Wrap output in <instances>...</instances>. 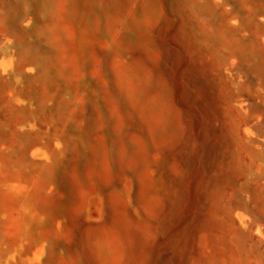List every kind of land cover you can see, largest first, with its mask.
<instances>
[{
	"label": "rangeland",
	"instance_id": "1",
	"mask_svg": "<svg viewBox=\"0 0 264 264\" xmlns=\"http://www.w3.org/2000/svg\"><path fill=\"white\" fill-rule=\"evenodd\" d=\"M149 1L153 5L152 11L155 12L153 24L145 29L139 28L134 14L131 16L133 23L127 27L122 24L120 17L115 20L114 27L119 32L117 41L120 40L119 49L126 66L129 67L130 79L144 83L150 89L162 80L170 93L166 102L173 105L171 98H175L181 115L178 137L174 135L175 138H166L157 143L153 138L158 134L160 125L149 128L147 121L141 119L134 110L130 117L125 79H117L111 69L112 62H108L118 44L111 41L110 31L108 32L105 20L100 14L99 24L93 26L88 20L86 23L93 45L92 52L95 54H85L81 58V74L74 81V89L67 92L60 83L63 91L56 93L63 96L59 101L63 100L68 106L80 104L83 124L102 132L103 140H106L105 150H108L109 155L107 163L110 177L107 182L100 177L101 166L90 177H79L83 187L88 185L85 183L91 182L94 193L91 192L83 203L79 201L77 193L70 194L73 201L80 204L77 206V215L73 218L80 225L82 222L89 227L106 229L111 225L116 210L109 196L113 192L126 200V206L121 207L124 217L131 216L135 221L137 219L134 217L142 218L143 212L138 204L142 169L138 171V163L137 172H134L120 157L117 162L112 156V143L119 140L126 144L132 133L143 139L152 171L157 169L160 173L157 176L152 175L156 178L154 186L155 195L159 198V209L155 218L146 215L147 219H151L148 222L151 223L157 241L150 250L151 257L142 259L137 264L201 263L204 257L203 248L196 242L201 231L218 229L220 224L216 223L217 214L226 217L223 220L225 225L229 224L227 220H231L235 227L244 226L241 218L242 207L237 204L251 201L247 196L245 200L238 202L235 195L239 192L248 195L251 192L249 196L255 197L264 191V77L259 75L260 69H263L257 58L250 59L253 72H248V80L243 85L239 71L245 63L239 58L230 61L225 59L227 55L236 52V45L234 47L233 44L239 37L243 38L256 29L259 31L255 35L256 39L262 44L261 63L264 66V0ZM202 4H205L206 9L201 8ZM52 11L53 4L50 0H0V162L6 159L9 164H13L18 154L24 156L30 166L26 176L27 186L33 181L42 184L43 195L40 198H48L49 210L56 216L54 221L57 220L52 225L48 223L50 229L48 239L45 240L39 238L34 227L27 232L21 229L8 235L1 225L7 216L0 210V264H44L51 260L54 262L56 258L67 261L70 258L63 234L64 226L67 227L69 223L64 222L67 221V216L61 210L62 203L57 201V196H65L67 192L59 186V177L51 182L52 190L49 191L42 167L46 158L44 147L61 148L64 126L57 129L51 126L45 128L42 122L44 115L42 116L39 109V98L30 88L34 76L43 69L47 60H53L48 40L49 29L47 30ZM65 11L66 20L72 23V15L70 16L67 9ZM218 21L234 31L229 39H221V42L219 40L216 49L208 39L213 31L212 24ZM141 32L148 36L150 46L143 40L138 42V36H135ZM24 44L33 46L37 53L20 58L18 51ZM152 52H155L154 59L149 56ZM97 56H100L102 62L103 82L109 94L120 96L117 105L125 115L122 125L111 123L112 113L105 116L106 119L99 124L94 121L97 107L101 113L104 108L109 110L98 77L90 73L89 69L92 57ZM145 62L159 68L156 76L152 77L151 71L148 72ZM7 67L11 71L8 76L4 69ZM51 68L55 69L52 65ZM60 81L67 83L69 77H60ZM34 85L37 87L35 91L39 92L40 85L36 79ZM14 87L22 88V91L17 92ZM17 93H29L28 101L32 108L30 112H26V105L20 106ZM51 103L50 100L46 101L47 110H50ZM251 104L260 107L259 110L253 111ZM221 109L223 113L220 112ZM13 112L19 113L15 124L8 123ZM216 112L221 113L222 117L227 112L230 122L240 120V139L243 144L238 152L239 157H235L237 153L234 151L231 136L224 135L222 123L215 118ZM47 116L51 117L48 112ZM48 118L45 112V120ZM130 119L136 124L134 127L130 125ZM205 120L209 122L206 123ZM34 125L40 126L42 133H34ZM77 132L78 130L72 131V138L76 136L81 146L82 135H77ZM127 133L129 134L126 135ZM85 137L88 138L86 135ZM152 178L149 177L150 182ZM58 187L63 190L62 194L57 192ZM254 206L251 202L250 208L253 209ZM15 208L24 212L27 222L33 220L30 214L34 215L35 211L38 214L33 200L31 206V203L27 204L21 199ZM30 225L33 226L32 223ZM100 239L93 237L94 243L98 242L93 243V246L99 245ZM210 245L222 250L212 240ZM46 248L49 249L48 252L45 251ZM78 248H81L79 243ZM123 262L121 254H118L116 264ZM87 263L95 264L92 260Z\"/></svg>",
	"mask_w": 264,
	"mask_h": 264
},
{
	"label": "bare ground",
	"instance_id": "2",
	"mask_svg": "<svg viewBox=\"0 0 264 264\" xmlns=\"http://www.w3.org/2000/svg\"><path fill=\"white\" fill-rule=\"evenodd\" d=\"M141 1L143 0H50V3L53 4V11L47 30L49 29L48 40L50 42V54L53 60L52 62L47 60L48 62L43 69L34 76V82L36 79L40 85L39 92L35 91L37 87H35L34 82L30 83V88L31 92H36V96L39 98V109L41 110L42 116L44 115L42 122L45 124V128L51 126L57 129L64 126L62 130L64 135L61 137L63 140L60 146L61 148L54 146L44 147L46 158L43 160L42 167L45 180L47 181L46 187L49 191L52 190L51 182L54 178L59 177L58 179H61L59 186L63 187L62 189H65L67 192L65 196H57V201L62 203L61 210L67 216V221L64 220V222L69 223L67 227L64 226L63 234L66 250L70 258L68 261L64 258H56L54 262L51 260L44 264H78L79 262L88 264L87 261L91 263V260L95 264H116L118 254H121V258L124 260L123 264H137L140 260L151 257L149 255L150 250L156 244L157 238H155V234L151 229V223L148 222L151 219H147V216L155 218L159 209V198L155 195L156 187L154 186V179L156 178L154 176L160 173L157 169L152 171L153 167L150 165L149 159H147L149 156L145 153L146 149L144 148L143 139L140 136L132 135V133L128 137L130 138L128 143L123 144L119 140L112 143V156L117 162L120 157L121 161L126 162L125 164H128V166L130 165V169H133L134 172H137L138 163V171L142 169L141 183L138 188L140 192L139 199L137 198L139 207L143 212L142 218L134 217V219H137L135 221L130 218L131 216L129 218L124 217L121 207L126 206V200L115 192L109 196L116 210L114 211L115 214L111 225L106 229L100 230L97 227H89L82 222L80 225L73 218L77 215V206L80 204H76L70 194L77 193L79 201L83 203L91 192L94 193L91 182L85 183L88 185L83 187L78 180L79 177L81 175L90 177V174L93 175V172L99 171L101 166V170L99 171L101 173H98L107 182L110 177L107 163L109 155L108 150H105L104 143L106 140H103L102 132H97L90 129V126L87 127V125L83 124L82 106L80 104L77 105L78 107L74 105L68 106L63 100L59 101L63 96H58L57 94L59 90L63 91L60 88L61 84L67 92L68 90L71 91V89H74V81L81 74V67L79 65L81 58L85 54H95V52H92L93 45H91L90 31L86 22L89 20L88 23H91L93 26L99 24L100 18H98V15L100 14L101 18L105 20L108 32L110 31L109 36L111 41L118 44L108 62H112L110 65L116 78L119 80L125 79L124 83L126 85L127 96L129 97L128 103L130 104V117L134 110L138 112L141 119L147 121L146 125L149 128H156V126L160 125L158 134L155 135V139L153 138L157 143L163 142L166 138H175L176 135L178 137L181 115L177 109L175 98H171L173 105L166 102V99L170 95L167 91L169 90L167 85L163 84L164 81L161 80L155 83L150 89L144 83L133 81L132 78L130 79L128 74L129 67L126 66L119 49L120 40L117 41L119 39V32L114 27L116 19L120 17L122 24L127 27L130 23H133L131 16L136 14L135 20L141 29L147 28L148 25L154 22L155 12L152 11V3L149 0H145L142 3ZM138 3H140L139 9L137 8ZM200 6L206 9L205 4ZM66 9L69 11L70 16L72 15V23L66 20ZM212 29L213 31L208 41L212 47L215 45L216 49L219 40L221 42V39L224 40V38L232 37L231 33L234 31L223 26L221 21L212 24ZM250 32L249 35L237 39L233 44L234 47L236 45V52L227 55L225 58L228 61L239 58L241 59L240 61L245 63L239 71L240 82L243 85L248 80V72H253L251 68L253 65L249 63L251 62L250 59H258V64H261L263 69H260L259 75L264 77V66L261 63V53L263 52L262 44L257 41L255 36L259 34V31L255 29L254 32ZM137 36L138 42H142L143 40L149 45L150 40L146 34L141 32L135 37ZM36 50L33 46L24 44L18 53L20 58H22L34 55V53L36 54ZM100 56L92 57L89 69L90 73L98 77L97 79L102 86V95L109 110L104 108L103 113H101L97 107L95 110L96 119L94 121L99 124L106 119L105 116L112 113L113 119L110 120L111 123L122 125L125 121V115L122 114V111L119 110L120 107L117 105L120 102V96L118 94L116 96L109 94V90H107L106 84L103 82V68ZM149 56L151 59H154L155 52H152ZM51 65L55 69L53 68L52 70ZM145 65L149 70L148 72L150 73L151 71L152 77L157 75L159 68L152 66L148 62H145ZM4 69L5 75L8 76L11 72L8 71L9 67ZM64 76L69 77L67 83L60 81V77L62 78ZM14 90L21 92L22 88L14 87ZM219 92L221 93L220 90ZM17 97L20 106L26 105L28 108H26V112H30L32 108L29 106V93H25L24 95L17 93ZM47 100L52 101L49 104L50 110H47ZM79 101L81 102V98ZM252 107L253 111L259 110L260 108L254 105ZM16 112L10 114L8 123L13 122L15 124L17 122L19 113ZM45 112L47 118V112L51 116L47 121L45 120ZM220 112L223 113V109ZM221 113L218 114L216 112L214 116L222 123V128L225 131L224 135L231 136L234 151L237 153L235 157H239L238 152H240L241 145L243 144V141L240 139V120L239 122H230L227 112L224 113L223 117ZM38 115L41 116L40 113ZM192 122L195 123L194 120ZM197 122H200V120ZM130 125L132 127L136 125L132 122V119H130ZM193 126L191 124L192 128H194ZM39 127L38 125H34V133H42V128ZM77 130V135H82L80 141L81 146L78 144L76 136L72 138V131ZM192 132L195 134V130ZM7 161L6 159H2V162H0V210L6 213L7 216L1 225H3L5 233L12 235L21 229L27 232L31 227H34L40 239H48L47 234L50 225L57 223V220L55 219L54 221V217L56 218V216L49 210L50 201L47 200L48 198L45 200L42 197L40 198V195H43L41 194L42 184L38 183V181H33L27 186L26 176L30 166H28L27 161L21 153L18 154L13 164H9ZM261 171H263L262 168ZM149 177H153L151 182ZM3 185L8 186L4 187ZM62 189L58 187L56 190L62 194ZM250 194L251 192L248 195L245 192H239L235 195L238 202L239 200H245V197L248 196V199L255 205L252 209L250 208L251 202L245 204L239 202L237 204L242 207L241 218L244 226L235 227L231 220H227L229 224L225 225L223 220H226V217H220L217 214L216 223L220 224L218 229L215 231H201L196 239V242L203 248L204 257L201 263L194 264H264V191L255 197L249 196ZM21 199L24 202L26 201L27 204L31 203V206L32 200L35 202L38 214L35 211L34 215H29L33 218L31 222H27L24 212L15 208L17 202ZM216 200L219 201L218 198ZM226 208L229 209L228 206ZM31 223L33 226L30 225ZM93 237L95 239L101 238L102 243L100 242L99 245L93 246ZM209 239L214 241L216 246L220 245L219 247L222 248V252L215 249V247L212 248L210 245L211 240ZM78 243L81 246L80 249L78 248ZM45 251L48 252L49 249L46 248ZM38 264H42V262Z\"/></svg>",
	"mask_w": 264,
	"mask_h": 264
}]
</instances>
